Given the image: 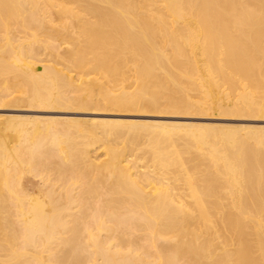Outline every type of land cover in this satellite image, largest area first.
<instances>
[{"label":"bare ground","instance_id":"6f19581e","mask_svg":"<svg viewBox=\"0 0 264 264\" xmlns=\"http://www.w3.org/2000/svg\"><path fill=\"white\" fill-rule=\"evenodd\" d=\"M128 68L170 112L264 116V0H0V101H119ZM69 113L0 122V264H264L263 127Z\"/></svg>","mask_w":264,"mask_h":264},{"label":"rangeland","instance_id":"374dc122","mask_svg":"<svg viewBox=\"0 0 264 264\" xmlns=\"http://www.w3.org/2000/svg\"><path fill=\"white\" fill-rule=\"evenodd\" d=\"M0 81L1 77H0ZM109 88L110 92L122 94V99L119 101H106L103 98V94L96 95V104L89 108H42L32 106H15L7 101H0V122L4 120L6 116L20 115V116H32V117H59L64 114V111H69V116L79 118L83 125L95 124V127L100 129L101 121H116V125L120 129H128L130 127L141 128V123H134L135 121H149V122H170V123H191V124H208V125H226V126H257L264 128V116L261 115H226L221 112L215 111V114H204L197 109L182 108L178 113L170 112L169 102L166 96H163L159 102L153 103L149 99L151 92L149 90L140 89L138 78L134 70L127 69L125 74L117 76L112 82H109L107 78L103 77ZM2 83V82H1ZM0 83V84H1ZM108 88V89H109ZM109 89V90H110ZM155 89L152 87L151 90ZM166 89V88H165ZM165 95L173 93V88H167ZM106 89V91H109ZM140 91V92H139ZM139 96L145 95L139 100H129L125 97L131 94H138ZM169 92V93H168ZM181 102H187V95L181 94ZM186 95V96H185ZM146 97V98H145ZM190 99H198L197 91L190 92ZM64 109V110H63ZM161 113V114H160ZM166 114H180V116H167L158 117L156 115ZM155 115V116H154ZM16 121H19L15 119ZM10 135H13L11 130L7 131ZM102 150H99L100 153ZM101 157V156H100ZM103 158V157H102ZM101 158V159H102ZM132 159V157H130ZM139 170H143V167H139ZM25 185L29 190L37 191L39 179L28 175L25 180Z\"/></svg>","mask_w":264,"mask_h":264}]
</instances>
